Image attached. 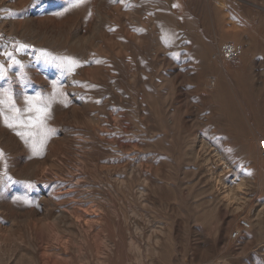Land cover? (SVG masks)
Here are the masks:
<instances>
[{
	"label": "rangeland",
	"instance_id": "1",
	"mask_svg": "<svg viewBox=\"0 0 264 264\" xmlns=\"http://www.w3.org/2000/svg\"><path fill=\"white\" fill-rule=\"evenodd\" d=\"M0 6V98L10 93L23 110L26 96H54L55 130L36 155L0 116V176L10 177L0 183V264H264L255 230L236 235L264 201V0ZM234 40L245 51L224 61L220 46ZM45 55L81 66L67 72ZM246 173L241 204L216 197ZM52 204L67 217L55 220Z\"/></svg>",
	"mask_w": 264,
	"mask_h": 264
},
{
	"label": "snow or ice",
	"instance_id": "2",
	"mask_svg": "<svg viewBox=\"0 0 264 264\" xmlns=\"http://www.w3.org/2000/svg\"><path fill=\"white\" fill-rule=\"evenodd\" d=\"M83 2L84 0H77V4H82ZM20 47L25 48L27 46L21 45ZM5 55L12 58L13 63L19 64V61L14 58L12 53H5ZM44 59L48 63L58 60V66L67 72H72L76 67L81 66L80 62L73 57H54L49 59V56L45 55ZM60 94L63 95V93ZM24 99L27 106L21 110L16 106L11 94L6 92L0 98V116H3L4 122L8 127L13 129L20 128L21 131H18L17 135L23 138L25 143H31L34 154L40 155L45 143L55 131L48 128L46 123L50 116L54 96L45 98L37 94L34 97L26 96ZM3 155V151L0 150V159L3 158ZM4 179H10L6 172L3 176H0V183H3Z\"/></svg>",
	"mask_w": 264,
	"mask_h": 264
},
{
	"label": "bare ground",
	"instance_id": "3",
	"mask_svg": "<svg viewBox=\"0 0 264 264\" xmlns=\"http://www.w3.org/2000/svg\"><path fill=\"white\" fill-rule=\"evenodd\" d=\"M137 2V1H136ZM131 3V2H130ZM132 3H135V2H133L132 1ZM69 4V3H68ZM89 4V3H88ZM84 6V5H83ZM88 6V5H87ZM91 6V5H90ZM1 7V6H0ZM92 7V6H91ZM134 7V6H133ZM133 7H132V9H133ZM85 8V7H84ZM86 12V11H85ZM84 12V13H85ZM133 12V11H132ZM88 14V13H87ZM89 14H90V12H89ZM81 15V14H80ZM26 16H27V19L29 20V21H31L32 20V15L30 14V13H27L26 14ZM150 16V15H149ZM82 17L85 19V21L84 22H86V16L84 15L83 16V14H82ZM152 18V17H151ZM79 20V19H78ZM149 20H150V18H149ZM135 21H137V20H135ZM80 22H81V20H80ZM88 22V21H87ZM153 21H151V23H152ZM129 23H126V25H128ZM129 27H131V26H129ZM26 29V28H25ZM29 30V29H28ZM133 32V31H132ZM28 34V33H27ZM135 34V33H134ZM139 34V33H138ZM230 34V33H229ZM140 37V36H139ZM157 37H159V36H157ZM163 37V36H162ZM161 37V38H162ZM164 38V37H163ZM138 38H136V40H137ZM160 40V39H159ZM160 41H163V40H160ZM168 41V40H167ZM167 41H165L166 43H167ZM235 41V40H234ZM164 43V42H163ZM162 43V44H163ZM216 43V42H215ZM161 44V43H160ZM167 45H169V44H167ZM210 45V44H209ZM208 45V47H210ZM74 46V45H73ZM163 47H166V46H163ZM217 47V46H216ZM74 49V48H73ZM72 50V49H71ZM209 50V49H208ZM214 56V55H213ZM132 69V68H131ZM106 74V73H105ZM132 74V73H131ZM89 76V75H88ZM92 76V75H91ZM103 76V75H102ZM128 76V75H127ZM151 77V76H150ZM161 77V76H160ZM100 78V77H99ZM140 78V77H139ZM138 78V79H139ZM103 79V78H102ZM143 79V78H142ZM68 80V79H67ZM70 81V80H69ZM78 81V80H77ZM110 81V80H109ZM151 81H152V79H151ZM73 83V82H72ZM109 83H111V82H109ZM125 83V82H124ZM123 83V84H124ZM145 83V82H144ZM157 83V82H156ZM108 84V83H107ZM77 85V84H76ZM113 85V84H112ZM111 85V86H112ZM146 85H148V84H146ZM78 86H79V84H78ZM68 88V87H67ZM116 88V87H115ZM107 89V88H106ZM146 89V88H145ZM69 90V89H68ZM117 90V89H116ZM139 90V89H138ZM99 91V90H98ZM118 91V90H117ZM71 92V91H70ZM75 93V92H74ZM74 93H72V94H74ZM106 93V92H105ZM96 94H98V92L96 93ZM101 94V93H100ZM99 94V95H100ZM105 95H107V94H105ZM97 96V95H96ZM107 96H109V95H107ZM133 96V95H132ZM66 97V96H65ZM80 97V96H79ZM75 98H77V97H75ZM114 98V97H113ZM66 99V98H65ZM78 101V100H77ZM113 101V100H112ZM115 101V100H114ZM67 102V101H66ZM116 102V101H115ZM68 103V102H67ZM63 105V104H62ZM61 105V106H62ZM110 106V105H109ZM108 106V107H109ZM113 106V105H112ZM117 108H119L118 106H116ZM63 108V107H62ZM110 108V107H109ZM60 109H61V107H60ZM65 109V108H64ZM113 109V108H112ZM111 110V109H110ZM53 111V110H52ZM51 111V112H52ZM56 111V110H55ZM54 112V111H53ZM52 112V113H53ZM57 112V111H56ZM111 113V112H110ZM123 113V112H122ZM51 114V113H50ZM114 114V113H113ZM120 114V113H119ZM107 115V114H106ZM117 114H115V116H116ZM95 116H97V114L95 115ZM111 116H114V115H111ZM120 116V115H119ZM123 116V115H122ZM118 117V116H117ZM168 117H169V115H168ZM97 118V117H96ZM105 118H107V117H105ZM52 119V118H51ZM50 120V119H49ZM91 120H92V118H91ZM97 120V119H96ZM96 120H95V122H96ZM118 120V119H117ZM100 121V120H99ZM49 123H50V121H49ZM50 125V124H49ZM100 126V125H99ZM106 126V125H105ZM78 131V130H77ZM82 131V130H81ZM84 131V130H83ZM100 132H101V130H100ZM102 133V132H101ZM58 134V133H57ZM62 134V133H61ZM71 134V133H70ZM100 134V133H99ZM59 135V134H58ZM104 135V134H103ZM107 135V134H106ZM62 136V135H61ZM63 136H65V135H63ZM82 136V135H81ZM86 136V135H85ZM92 136V135H91ZM245 136V135H244ZM256 136V135H255ZM76 137V136H75ZM193 137H195V136H193ZM64 138H66V137H63V139ZM91 138V137H90ZM99 138V137H98ZM101 138H102V136H101ZM106 138V137H105ZM255 138V137H254ZM68 139V138H67ZM82 139H84V138H82ZM104 139V138H103ZM65 140V139H64ZM63 140V141H64ZM91 140V139H90ZM89 140V141H90ZM225 140V139H224ZM60 141H62V140H60ZM81 141V140H80ZM193 141V140H192ZM226 141V140H225ZM72 142V141H71ZM91 142V141H90ZM94 142V141H93ZM120 142V141H119ZM122 142V141H121ZM244 142V141H243ZM255 142V141H254ZM123 143V142H122ZM125 143V142H124ZM185 143V142H184ZM190 143V142H189ZM204 143V142H203ZM73 144H75V143H73ZM88 144V143H87ZM205 144V143H204ZM203 144V145H204ZM58 145H62V143L61 144H58ZM57 145V146H58ZM76 145V144H75ZM78 145H80V144H78ZM223 145V144H222ZM243 145V144H242ZM250 145V144H249ZM89 146V145H88ZM196 146V145H195ZM237 146V145H236ZM241 146V145H240ZM56 147V146H55ZM70 147H72V145L70 146ZM249 147V146H248ZM187 148V147H186ZM223 148V147H222ZM252 148H254V147H252ZM62 149V148H61ZM67 149V148H66ZM91 149V148H90ZM197 149V148H196ZM243 149V148H242ZM55 150V149H54ZM60 150V149H59ZM63 150V149H62ZM80 150V149H79ZM111 150V149H110ZM118 150H120V149H118ZM181 150H182V148H181ZM223 150V149H222ZM250 150V149H249ZM52 151V150H51ZM58 151V150H57ZM61 151V150H60ZM114 151V150H113ZM191 151V150H190ZM225 151V150H224ZM233 151V150H232ZM115 152V151H114ZM188 152V151H187ZM237 152V151H236ZM239 152V151H238ZM54 153V152H53ZM57 153H59V152H57ZM197 153H198V151H197ZM246 153H248L247 151H246ZM61 154V153H60ZM193 154V157H194V153H192ZM223 154V153H222ZM62 155V154H61ZM226 155H228V154H226ZM230 155V154H229ZM44 156V155H43ZM66 156V155H65ZM116 156V155H115ZM196 156V155H195ZM198 156V155H197ZM200 156V155H199ZM218 156V155H217ZM50 157H52V156H50ZM49 157V159H51ZM221 157V156H220ZM121 158V157H120ZM124 158V157H123ZM122 158V159H123ZM231 158V157H230ZM54 159V158H53ZM207 159V158H206ZM220 159V158H219ZM222 159V158H221ZM55 160V159H54ZM66 160H68V159H66ZM121 160V159H120ZM120 160H119V162H120ZM223 160H225V159H223ZM228 160V159H227ZM39 161H41V160H39ZM53 161V160H52ZM233 161V160H232ZM111 162H113V161H111ZM117 162V161H116ZM115 162V163H116ZM122 162V161H121ZM123 162H124V160H123ZM225 162V161H224ZM57 163V162H56ZM114 163V162H113ZM112 163V165H115V164H113ZM118 164V163H117ZM40 166H41V163L39 164ZM49 165V164H48ZM137 165V164H136ZM145 165V164H144ZM146 165H148V164H146ZM150 165V164H149ZM132 166V165H131ZM139 166V165H138ZM67 167V166H66ZM65 167V168H66ZM112 167V166H111ZM114 167V166H113ZM115 167H117V165L115 166ZM123 167V166H122ZM136 167V166H135ZM63 168V167H62ZM68 168H69V166H68ZM77 168V167H76ZM41 169V168H40ZM67 169V168H66ZM65 169V170H66ZM144 169V168H143ZM149 169V168H148ZM50 170V169H49ZM135 170V169H134ZM137 171H138V168L136 169ZM41 171V170H40ZM54 171V170H53ZM128 171V170H127ZM141 171H143V170H141ZM55 172V171H54ZM56 172H57V170H56ZM46 173V172H45ZM51 173V172H50ZM49 173V174H50ZM61 173H62V171H61ZM67 173V172H66ZM72 173V172H71ZM132 173V172H131ZM146 173V172H145ZM152 173V172H151ZM214 173V172H213ZM60 174V173H59ZM58 174V175H59ZM64 174V173H63ZM116 174V173H115ZM143 174H144V172H143ZM149 174V173H148ZM243 174V173H242ZM62 175V174H61ZM126 175H128V174H126ZM39 176V175H38ZM49 176V175H48ZM68 176V175H67ZM71 176V175H70ZM115 176V175H114ZM113 176V177H114ZM121 176V175H120ZM129 176V175H128ZM127 176V177H128ZM36 177V176H35ZM62 177V176H61ZM66 177V176H65ZM80 177V176H79ZM112 177V176H111ZM113 177L111 178V179H113ZM52 178V177H51ZM71 178V177H70ZM73 178V177H72ZM75 178H76V176H75ZM74 178V179H75ZM84 178V177H83ZM125 178H126V176H125ZM144 178V177H143ZM142 178V179H143ZM246 179L245 180H242V181H237V179H236V183H234L235 185H233V186H226L227 187V189H226V187H224L226 190H225V194L223 195V196H220V193H219V195L218 196H216L217 198H219V200L220 201H224V200H227V199H225V198H228V200H230L229 199V197H232L233 199H235L236 201H238V203H240V202H242V200H245V197L241 194V190H243L242 188H243V186L244 185H246V183H248V182H251V180H252V176L249 174V173H246V177H245ZM97 179V178H96ZM146 179H148V178H146ZM150 179V178H149ZM149 179H148V181H149ZM214 179V178H213ZM216 179V178H215ZM230 179V178H229ZM240 179V178H239ZM41 180V179H40ZM51 179H49V181H50ZM56 180V179H55ZM99 180V179H98ZM139 180H140V178H139ZM67 181V180H66ZM76 181V180H75ZM119 181V180H118ZM143 181H144V179H143ZM212 181V180H211ZM215 181V180H214ZM233 181H235V180H233ZM47 182V181H46ZM58 182V181H57ZM60 182V181H59ZM104 182V181H103ZM120 182V181H119ZM217 181H215V183H216ZM219 182V181H218ZM223 182V181H222ZM44 183V182H43ZM50 183V182H49ZM56 183V182H55ZM65 183V182H64ZM150 183H152L151 181H150ZM58 184H60V183H58ZM109 184V183H108ZM142 184V183H141ZM144 184V183H143ZM212 184V183H211ZM223 184V183H222ZM36 185V184H35ZM46 185V184H45ZM86 185V184H85ZM98 185V184H97ZM103 185H104V183H103ZM146 185V184H145ZM169 185V184H168ZM213 185H215L214 184V182H213ZM52 186H54V185H52ZM67 186V185H66ZM100 186V185H99ZM110 186V185H109ZM124 186H125V183H124ZM139 186V185H138ZM147 186V185H146ZM211 186V185H210ZM252 186V185H251ZM45 187V186H44ZM70 187V186H69ZM88 187V186H87ZM117 187V186H116ZM141 187V186H140ZM213 187V186H212ZM223 187H221V188H223ZM28 188V187H27ZM26 188V189H27ZM49 188V187H48ZM80 188V187H79ZM84 188V187H83ZM92 188V187H91ZM112 188V187H111ZM143 187H141V189H142ZM148 188V187H147ZM157 188V187H156ZM160 188H162V187H160ZM160 188H158V189H160ZM245 188V187H244ZM35 189V188H34ZM55 189V188H54ZM59 189V188H58ZM67 189V188H66ZM65 189V190H66ZM71 189V188H70ZM119 189V188H118ZM125 189V188H124ZM126 189H128V188H126ZM146 189V188H145ZM63 190V189H62ZM64 190V191H65ZM72 190V189H71ZM75 190V189H74ZM116 190H117V188H116ZM116 190H114V191H116ZM130 190V189H129ZM132 190V189H131ZM143 190V189H142ZM212 190H214V189H212ZM221 190V189H220ZM37 191V190H36ZM39 191V190H38ZM37 191V192H38ZM105 191V190H104ZM122 191H125V190H123L122 189ZM139 191H140V189H139ZM217 191V190H216ZM244 191V190H243ZM31 192V191H30ZM53 192V191H52ZM52 192H51V194H52ZM72 192V191H71ZM55 193V192H54ZM53 193V194H54ZM106 193V192H105ZM110 193H111V191H110ZM109 193V194H110ZM156 193V192H155ZM30 194V193H29ZM39 193H37L36 195H38ZM46 194H47V192H46ZM62 194V193H61ZM75 194V193H74ZM85 194V193H84ZM87 194V193H86ZM50 195V194H49ZM66 195V194H65ZM64 195V196H65ZM92 195V194H91ZM145 195V194H144ZM222 195V194H221ZM62 196V195H61ZM63 196V197H64ZM76 196V195H75ZM79 196H81V195H79ZM93 196V195H92ZM99 196V195H98ZM143 196V195H142ZM38 197V196H37ZM72 197V196H71ZM88 197V196H87ZM86 197V198H87ZM95 197V196H94ZM106 197V196H105ZM138 197V196H137ZM141 197V196H140ZM152 197V196H151ZM42 198V197H41ZM46 198V197H45ZM48 198V197H47ZM46 198V199H47ZM55 198H56V196H55ZM62 198V197H61ZM81 198V197H80ZM143 198V197H142ZM153 198V197H152ZM39 199H40V197H39ZM50 199V198H49ZM82 199V198H81ZM42 200V199H41ZM103 200V199H102ZM105 200V199H104ZM215 200V199H214ZM49 201V200H48ZM52 200H50V203H52L51 202ZM57 201H59V200H57ZM57 201H56V203H57ZM68 202H69V200H67ZM230 201H232V200H230ZM262 201V200H261ZM33 202V201H32ZM37 202V201H36ZM96 202V201H95ZM106 202V201H105ZM234 202V201H233ZM233 202H228L230 205L233 203ZM246 202V201H245ZM244 202V203H245ZM260 202V201H259ZM263 203H261V207H259V209H257V211L254 213V215H253V218H252V221L250 222L251 224H250V228H252L253 230H255V232L257 233V236L260 238V239H263L264 240V201H262ZM49 203V204H50ZM147 203V202H146ZM155 203V202H154ZM244 203H242V204H244ZM72 204V203H71ZM75 204V203H74ZM77 204V203H76ZM85 203H83V205H84ZM93 204V203H92ZM130 204H132V203H130ZM139 204V203H138ZM226 204H227V202H226ZM241 204V203H240ZM42 205H44V203H42ZM56 205V204H55ZM55 205L54 204H52L51 205V207H50V209H48V208H46V210L48 209V211H49V213L51 214V215H53V213H52V209L55 207ZM60 205V204H59ZM69 205V204H68ZM73 205V204H72ZM99 205V204H98ZM142 205H143V203H142ZM147 205H149L148 203H147ZM45 206V205H44ZM71 206V205H70ZM85 206V205H84ZM141 206V205H140ZM144 206H146V205H144ZM220 206V205H219ZM227 206V205H226ZM42 207V206H41ZM46 207V206H45ZM56 207H57V205H56ZM55 207V208H56ZM72 207V206H71ZM95 207H97V206H95ZM225 207V206H224ZM87 208H88V205H87ZM92 208V207H91ZM109 208V207H108ZM132 208V207H131ZM232 208V207H231ZM36 209V208H35ZM40 209V208H39ZM45 209V208H44ZM57 209V211H58V213H57V216L56 217H54V219L55 220H57V221H62L64 218H66L67 217V215L65 214V211L62 209V207L61 206H59V207H57L56 208ZM68 209V208H67ZM84 209V208H83ZM93 209V208H92ZM216 209V208H215ZM221 209V208H220ZM33 210H34V208H33ZM38 209H36L35 211H34V213L37 211ZM71 210V209H70ZM85 210H87V209H85ZM84 210V211H85ZM93 210H95V212H96V210H98V212L101 210H99V208L98 209H93ZM69 211V210H68ZM73 211V210H72ZM77 211H79V210H77ZM91 211V210H90ZM132 211V210H131ZM33 212V211H32ZM39 212H42V211H39ZM67 212V211H66ZM94 212V214H96ZM101 212V211H100ZM129 213V212H128ZM252 213V212H251ZM37 214H38V212H37ZM40 214V213H39ZM76 214H78V213H76ZM212 214V213H211ZM45 215V214H44ZM84 215H85V212H84ZM133 215V214H132ZM131 215V216H132ZM41 216H43V215H41ZM96 216H97V214H96ZM79 217V216H78ZM84 217V216H83ZM86 217V216H85ZM84 217V218H85ZM69 218H71V217H69ZM80 218V217H79ZM102 218V217H101ZM118 218V217H117ZM131 218H133V217H131ZM137 218V217H136ZM140 218H142V217H140ZM73 219V218H72ZM99 219V218H98ZM138 219V218H137ZM52 220V219H51ZM78 221V220H77ZM96 221V220H95ZM36 222V221H35ZM39 222V221H38ZM69 222V221H68ZM138 222V221H137ZM147 222V221H146ZM168 222V221H167ZM41 223V222H40ZM91 223V222H90ZM94 223V222H93ZM96 223V222H95ZM156 223V222H155ZM169 223V222H168ZM167 223V224H168ZM228 223V222H227ZM66 224H68V223H66ZM81 224V223H80ZM97 224V223H96ZM144 224V223H143ZM171 224V223H170ZM173 224V223H172ZM177 224V223H176ZM53 225V224H52ZM119 224H117V226H118ZM158 225V224H157ZM97 226V225H96ZM134 226H135V224H134ZM141 226V225H140ZM161 226V225H160ZM119 227V226H118ZM174 227V226H173ZM179 227V226H178ZM240 228L237 230V233L239 234L240 232H243V229L241 228V226H239ZM88 228H91V227H88ZM134 228V227H133ZM132 228V229H133ZM180 228V227H179ZM224 228V227H223ZM249 228V229H250ZM120 229V228H119ZM141 229H142V227H141ZM153 229V228H152ZM162 229H163V227H162ZM175 229V228H174ZM177 229V228H176ZM249 229H247V230H249ZM40 230V229H39ZM54 230V229H53ZM57 230V229H56ZM55 230V231H56ZM160 230V229H159ZM164 230V229H163ZM179 230V229H178ZM34 231V230H33ZM62 231V230H61ZM60 231V232H61ZM158 231V230H157ZM161 231V230H160ZM179 231H181V230H179ZM221 231V230H220ZM63 232V231H62ZM61 232V233H62ZM83 232V231H82ZM93 232V231H92ZM96 232V231H95ZM177 232V231H176ZM176 232H174V233H176ZM59 233V232H58ZM57 233V235H59ZM64 233V232H63ZM103 233V232H102ZM147 233H148V231H147ZM173 233V234H174ZM180 233V232H179ZM216 233V232H215ZM31 234V233H30ZM43 234V233H42ZM53 234V233H52ZM178 234V233H177ZM50 235V234H49ZM56 235V236H57ZM45 236V235H44ZM61 236V235H60ZM59 236V237H60ZM69 236V235H68ZM104 236V235H103ZM62 237V236H61ZM85 237V236H84ZM88 237V236H87ZM102 237V236H101ZM105 237V236H104ZM141 237V236H140ZM162 237V236H161ZM165 237V236H164ZM143 238H145V237H143ZM166 238V237H165ZM221 238V237H220ZM59 239V238H58ZM128 239V238H127ZM139 239H141V238H139ZM156 239H159L158 238V236H156ZM162 239V238H161ZM48 240V239H47ZM49 240H51V239H49ZM52 240H54V239H52ZM104 240H106V238H104ZM142 240V239H141ZM220 240V239H219ZM252 240V239H251ZM57 241H60V240H57ZM126 241V240H125ZM153 241H154V239H153ZM196 241V240H195ZM250 241V240H249ZM103 242V241H102ZM145 242V241H144ZM166 242V241H165ZM60 243V242H59ZM151 243V242H150ZM248 243V242H247ZM125 244V243H124ZM129 244V243H128ZM131 244V243H130ZM142 244H143V242H142ZM153 244V243H152ZM157 244H160V243H157ZM55 245V244H54ZM169 245V244H168ZM204 245V244H203ZM82 246V245H81ZM131 246V245H130ZM53 247V246H52ZM146 247V246H145ZM150 247V246H149ZM44 248H46V246L44 247ZM50 248V247H49ZM106 248V247H105ZM129 248V247H128ZM262 248H264V247H262ZM261 248V249H262ZM55 249H56V247H55ZM59 249V248H58ZM134 249H136L135 247H134ZM149 249V248H148ZM196 249V248H195ZM49 250V249H48ZM123 250V249H122ZM121 250V251H122ZM197 250V249H196ZM211 250V249H210ZM47 251V250H46ZM131 251V250H130ZM57 252V251H56ZM124 252V251H123ZM122 252V253H123ZM126 252V251H125ZM136 252V251H135ZM111 253V252H110ZM132 253H133V251H132ZM138 253V252H137ZM137 253H135V254H137ZM140 253V252H139ZM193 253V252H192ZM199 253V252H198ZM125 254V253H124ZM135 254H133V255H135ZM114 255V254H113ZM190 255V254H189ZM120 256V255H119ZM125 256L127 257V255L125 254ZM197 256H198V254H197ZM203 256V255H202ZM117 257H118V253H117ZM147 257V256H146ZM222 257H225V256H222ZM250 257V256H249ZM106 258V257H105ZM119 258V257H118ZM118 258H116V260L118 259ZM173 258V257H172ZM209 258V257H208ZM215 258V257H214ZM257 258V257H256ZM100 259V258H99ZM101 259H103V258H101ZM156 259V258H155ZM199 259V258H198ZM203 259V258H202ZM210 259V258H209ZM253 259V258H252ZM260 259V258H259ZM264 260V259H263ZM262 260V261H263ZM108 261V260H107ZM135 261V260H134ZM140 261V260H139ZM206 261H208V260H206ZM248 261V260H247ZM103 262V261H102ZM109 262V261H108ZM107 262V263H108ZM119 262V261H118ZM137 262V261H136ZM159 262V261H158ZM47 263V262H46ZM260 263V262H259ZM102 264V263H101ZM116 264V263H115ZM118 264V263H117ZM130 264V263H129ZM135 264V263H134ZM160 264V263H159ZM213 264V263H212ZM248 264V263H247Z\"/></svg>",
	"mask_w": 264,
	"mask_h": 264
},
{
	"label": "built area",
	"instance_id": "4",
	"mask_svg": "<svg viewBox=\"0 0 264 264\" xmlns=\"http://www.w3.org/2000/svg\"><path fill=\"white\" fill-rule=\"evenodd\" d=\"M245 51V47L242 43L236 41H227L220 46L219 54L224 61L231 62L237 60ZM259 150L264 156V140L258 142ZM250 222L246 219L239 221V225L246 231L250 228ZM238 235V233H236Z\"/></svg>",
	"mask_w": 264,
	"mask_h": 264
}]
</instances>
